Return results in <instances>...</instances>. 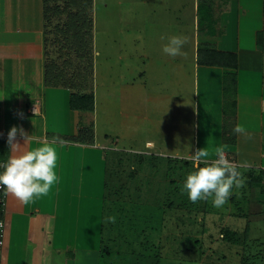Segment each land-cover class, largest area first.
Wrapping results in <instances>:
<instances>
[{"label":"rangeland","instance_id":"rangeland-1","mask_svg":"<svg viewBox=\"0 0 264 264\" xmlns=\"http://www.w3.org/2000/svg\"><path fill=\"white\" fill-rule=\"evenodd\" d=\"M1 1L0 10L3 8ZM58 1L66 2V7L71 6L73 11L76 8V12L88 5L85 4L86 1L89 2V0ZM73 1L76 4H73ZM202 1L92 0V43L94 50H97V53L93 55V70L87 67V76L73 78L74 82H72L75 85L84 82L83 89L93 92L94 113L76 109H70L73 110L70 111L66 104L68 92L57 84L61 87V91L60 97L55 101L56 106L52 107L51 101L48 102L45 97L47 103L44 106L47 116L49 117L51 113L57 116V124H60L61 128L66 125V130H70L69 122L74 120V124L71 123L70 126L74 128L79 124L81 130L79 136L82 139L88 136L89 141H91L89 135H93V130L90 132V128L92 129V119L95 117V137L102 143L124 149L123 157L127 156L126 149L133 148L134 151L143 152L146 149L144 141L147 138L154 141L153 151L155 152H165L172 157H185L188 154L187 151L194 153L192 148L196 147L197 140L192 129L193 122L199 130L200 144L203 137L205 139L213 134L216 136L220 132L226 133L230 130L232 132L235 115L234 99L236 98L233 72L223 71L221 78L216 77L213 83H207L203 72L196 69V65L201 64L197 61L194 75L192 60L194 30L198 26L199 31L202 23V21L198 23L194 20H197L198 16L201 17L202 12L208 11ZM198 2L202 4L199 10L196 8ZM212 11L217 13L216 5ZM10 12L13 13L12 10ZM62 30L65 29L62 28ZM173 35L189 38V42L182 49L187 53L186 58L184 56L172 58L163 52L167 38ZM51 36L49 34L47 38ZM57 36L73 49L71 43L74 44L77 37L72 35V32L67 34L58 31ZM65 49L69 50L68 47ZM49 50L51 54H57L53 48ZM64 52L63 49L62 57L66 62L71 63L64 68L65 75H72L71 69L76 67L78 59ZM72 58H74L73 61ZM47 67L50 69L52 78H56L55 69L52 66ZM81 74L85 75V70L81 69ZM11 82L8 84L18 86L17 90L20 91L21 88L23 90L26 88L28 79L20 78ZM125 83L135 84V86L132 89L124 85ZM138 84L140 90L135 91L134 87ZM40 104L43 103L40 102ZM55 118H51L50 124ZM178 124L180 128L176 133L173 129ZM183 125L186 128H183ZM224 140L225 135L215 138L217 145L225 143ZM1 152L2 144H0V154ZM251 169L242 165L237 166V170L242 174L252 172ZM1 170L3 167H0ZM250 182L248 185L250 189L246 185L239 190H233V193L236 191L241 193L239 196L235 194L233 202L242 203L245 206L240 209L245 216L224 218L229 220L233 229L237 230L230 233L228 238L225 237L223 240L220 238L219 227L223 225L221 221L224 217L223 207L216 208L215 214L211 211L210 214L204 215L203 250L206 252L207 259L197 264H264V191H261L264 184H256L255 179ZM231 210L232 203L229 202L226 214ZM197 214L198 217L201 216V213ZM49 220L53 221L54 218H43L42 215H37L34 219L33 217L30 219L27 215L14 222V230L18 231L13 238L11 251L8 250V256L6 258V254L4 257L0 256V264H46L47 257L51 254L52 264H66L61 260V254L58 251L54 248L53 251L48 250L51 246V238H47L41 232L44 226L41 224ZM32 224H35V229L28 230L26 226ZM243 226L246 230L242 229ZM245 235L246 238H244ZM4 240L5 236L3 244ZM62 242L64 243L63 239ZM3 244L0 253L4 247ZM236 250L240 254H235ZM82 252L85 253L83 249ZM96 255L94 250H90L87 254L89 257L87 264H95ZM77 256L79 258L78 254ZM165 263L189 264L185 261L175 262L170 257L165 258Z\"/></svg>","mask_w":264,"mask_h":264},{"label":"crops","instance_id":"crops-1","mask_svg":"<svg viewBox=\"0 0 264 264\" xmlns=\"http://www.w3.org/2000/svg\"><path fill=\"white\" fill-rule=\"evenodd\" d=\"M1 4L3 8L0 10V89H2L0 90L2 104L0 105V144H2L0 160L3 165L10 156L42 146L55 138L58 156L55 172L59 177V183L50 189L47 196L27 205L22 204L11 194L6 195V234L0 256L4 257L6 254V258L8 250L12 249L11 244L18 231L14 230V222L16 223L22 216L29 215L30 219L32 217L34 219L37 215H42L43 218L53 217L55 220L41 224V226L44 224L42 234L51 238V246L48 250L53 251L54 248L58 251L61 260L66 264H87L89 259L87 254L90 250H94L97 253L94 262L97 263L105 191L113 188L111 194L116 193L115 191L121 188L120 184L123 187L127 183L128 174L134 168L135 155H156L159 158L168 155L165 152L153 151L154 141L147 138L144 141L146 149L143 152L134 151L133 148L126 149L127 156L123 157L124 149L102 143L95 137V117L92 119V129L90 128V132L93 130V135H89L91 141L88 140V136L84 139L79 136L81 133L79 124L74 128L70 126L71 123L74 124V120L69 122L70 130H66V125L61 128V125L57 124V116L51 113L48 117L44 106L47 103L45 97L54 107L55 101L60 97V88H65L63 90L68 92V97L71 88L61 84L60 87L45 83V50L57 67L55 71L58 72L62 70L61 66L67 64L61 55L62 50L74 56V52H70L74 49L66 50L68 46L62 48L55 42V35L53 31L51 32L52 24L47 26L50 29L47 30L45 24L47 22L43 15L44 0H2ZM202 4L208 8V11L203 12L204 19L198 16V19L194 20L200 23L202 19L200 30L198 31V26L194 30L192 44L194 75L197 56L201 59V64H197L196 69L203 72L207 83H213L216 77L221 78L223 71L233 72L236 93L233 129L237 124L244 126L251 139L238 135L232 129V132L230 130L226 133H217L216 136L210 135L205 139L203 137L200 144L199 130L193 122L192 129L197 142L192 152L207 148L210 156L215 158V148L225 146L224 150L229 161L237 166L260 168L259 165L264 162V0H203ZM215 5L218 9L217 13L212 11ZM92 7L91 0L89 51L93 60L97 50H94L92 43ZM11 10L13 13L10 12ZM52 21H55V18ZM49 34L52 35L50 39L47 38ZM49 48H53L57 54H51ZM209 50L217 54L224 51L233 53L234 65L204 63L209 61V56L212 55ZM71 76L69 74L67 77ZM20 78L28 79L24 90L21 88L18 91V86L8 84ZM124 85L132 89L135 86L129 83ZM217 86L216 84V88ZM134 88L135 91L140 90V85ZM68 97L66 104L70 110ZM35 100L39 102V113L28 111L29 105ZM40 102L43 104L41 105ZM94 104L93 97L92 113H94ZM54 117L56 118L50 124L51 118ZM14 126L18 129L22 128L30 136L25 143L23 137L17 134L16 141L21 146L18 152H11L8 144V134ZM178 128H180L179 124L175 125L173 130L177 133ZM183 128L186 126L183 125ZM221 135H225V143L217 145L215 138H220ZM187 152L185 157H178L191 160L190 156L194 153ZM157 163L160 165L159 159ZM121 170L123 176L120 175ZM112 196L114 198L115 194ZM26 228L35 229V224ZM163 257L160 263L166 264L167 257ZM173 260L185 261L189 264L201 263V260L189 261L180 258ZM52 262L51 254L47 257L46 264Z\"/></svg>","mask_w":264,"mask_h":264},{"label":"trees","instance_id":"trees-1","mask_svg":"<svg viewBox=\"0 0 264 264\" xmlns=\"http://www.w3.org/2000/svg\"><path fill=\"white\" fill-rule=\"evenodd\" d=\"M86 3L88 5L76 12V8L73 11L71 6L66 7V2L44 0L43 15L47 22L45 23L47 30H50L47 26L52 24L51 32L53 31L55 35V42L59 43L62 48L68 45L58 38V31L67 34L72 32V35L77 37L75 43L71 45L74 49V57L78 59L76 67L71 69L73 70L71 77L64 74V68L71 64L67 62L66 65L61 66L62 70H59L55 75L56 78L53 79L47 66H52L55 70L57 67L45 50L44 81L46 84L50 82L55 85L72 87L73 90L69 93V107L92 111L93 93L91 90L88 92L83 89L84 82L73 84V78L87 76V67L92 71V55L89 51L91 0ZM73 4L76 2L73 1ZM200 6L201 3H198L199 8ZM203 16L205 13L202 12L201 18ZM54 18L55 21H52ZM68 48L71 49L69 46ZM211 53L209 61L204 63L234 65L233 53L225 51L219 54L215 51ZM197 61L201 63L199 56H197ZM81 69L85 70V75L81 74ZM158 159L160 165L157 163ZM133 163L134 168L128 174L127 183L123 187L120 184L121 188L115 191L116 193H112L115 194L114 198L111 194L112 187L105 191L102 201L97 264H164L160 263L163 256L189 261L207 259L206 252L203 250L204 215L210 214L211 211L215 214L217 209L211 200L192 203L187 192L182 191L186 177L196 170L192 161L179 157L159 158L156 155L137 154ZM201 166L204 165L201 164ZM251 170L253 171L243 173L247 178V187L252 179L257 181L256 184H264V169L252 168ZM120 172L123 176L122 170ZM261 191H264V186L261 187ZM234 197L235 193L230 197L232 210L228 214L226 210L229 202L223 206L224 217L221 219L223 225L219 227L222 240L225 237L228 238L230 233L237 231L230 226L229 220H224V218L245 216L240 210L245 206L242 203L233 202ZM237 208L239 210H236ZM197 213H201V216L198 217ZM109 215L116 216L114 224L103 222L104 218ZM242 229L246 230V227L243 226ZM246 237L245 235L244 238ZM234 253L240 254L238 250Z\"/></svg>","mask_w":264,"mask_h":264},{"label":"clouds","instance_id":"clouds-1","mask_svg":"<svg viewBox=\"0 0 264 264\" xmlns=\"http://www.w3.org/2000/svg\"><path fill=\"white\" fill-rule=\"evenodd\" d=\"M188 42L187 36H170L163 46V52L172 58H186L187 53L182 49ZM233 131L251 139L245 127L240 124ZM18 133L25 143L30 139L22 128L12 127L8 134L11 152H18L21 147L16 141ZM56 145L57 140L53 138L42 146L10 156L6 163L0 165L3 167L0 172V188L5 190V195L11 194L24 205L47 196L50 189L59 183L55 172L58 158ZM224 148L225 146L215 148V158L210 156L207 148L197 149L191 154L190 159L196 170L186 177L182 191L187 192L192 203L211 200L214 207L222 208L234 194V189L239 190L246 186L247 178L237 170L235 163L227 159ZM235 194L239 196L241 193L236 191ZM103 222L114 224L116 216L109 215Z\"/></svg>","mask_w":264,"mask_h":264},{"label":"built area","instance_id":"built-area-1","mask_svg":"<svg viewBox=\"0 0 264 264\" xmlns=\"http://www.w3.org/2000/svg\"><path fill=\"white\" fill-rule=\"evenodd\" d=\"M28 111L31 113H39L38 100H35L33 103L29 105ZM0 165H2L1 162ZM259 167L264 169V162L261 165H259ZM5 213H6V195H5V190L3 188H0V250L5 236Z\"/></svg>","mask_w":264,"mask_h":264}]
</instances>
